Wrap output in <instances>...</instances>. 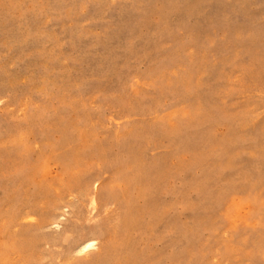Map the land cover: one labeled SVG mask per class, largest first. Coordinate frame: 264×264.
Returning <instances> with one entry per match:
<instances>
[{"label":"rangeland","instance_id":"obj_1","mask_svg":"<svg viewBox=\"0 0 264 264\" xmlns=\"http://www.w3.org/2000/svg\"><path fill=\"white\" fill-rule=\"evenodd\" d=\"M0 264H264V0H0Z\"/></svg>","mask_w":264,"mask_h":264},{"label":"bare ground","instance_id":"obj_2","mask_svg":"<svg viewBox=\"0 0 264 264\" xmlns=\"http://www.w3.org/2000/svg\"><path fill=\"white\" fill-rule=\"evenodd\" d=\"M96 203V202H95ZM97 240L96 239H82L79 243L78 246L76 247L75 251L77 254H83L86 253L92 249H95L97 247ZM102 254H98L96 258L94 259L95 262H98L101 260Z\"/></svg>","mask_w":264,"mask_h":264}]
</instances>
